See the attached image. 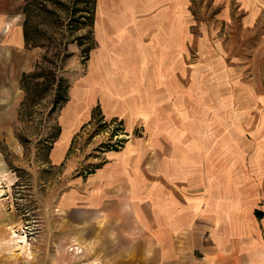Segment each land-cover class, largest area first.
Masks as SVG:
<instances>
[{
  "label": "crops",
  "instance_id": "obj_1",
  "mask_svg": "<svg viewBox=\"0 0 264 264\" xmlns=\"http://www.w3.org/2000/svg\"><path fill=\"white\" fill-rule=\"evenodd\" d=\"M191 1L95 0L96 48L52 152L68 176L60 236L87 246L91 264H264V150L242 144L224 117L194 116L214 89L189 63ZM3 6L0 62L16 48L14 75L38 53L24 47L22 9ZM97 114L123 123L125 141L75 171L66 153Z\"/></svg>",
  "mask_w": 264,
  "mask_h": 264
},
{
  "label": "rangeland",
  "instance_id": "obj_2",
  "mask_svg": "<svg viewBox=\"0 0 264 264\" xmlns=\"http://www.w3.org/2000/svg\"><path fill=\"white\" fill-rule=\"evenodd\" d=\"M9 3L22 9L24 47L38 57L14 75L16 48L0 62V264H91L87 246L60 236L57 195L68 176L52 152L70 86L96 48L95 0H1L6 9ZM191 10L189 63L208 73L198 79L214 89L194 116L224 117L242 144L264 150V0H192ZM123 131V123L97 114L66 153L78 159L75 171L124 143Z\"/></svg>",
  "mask_w": 264,
  "mask_h": 264
}]
</instances>
